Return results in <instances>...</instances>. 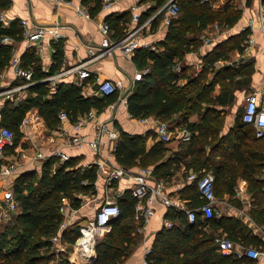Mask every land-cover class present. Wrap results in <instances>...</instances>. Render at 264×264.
Returning a JSON list of instances; mask_svg holds the SVG:
<instances>
[{
    "label": "trees",
    "instance_id": "1",
    "mask_svg": "<svg viewBox=\"0 0 264 264\" xmlns=\"http://www.w3.org/2000/svg\"><path fill=\"white\" fill-rule=\"evenodd\" d=\"M96 1L98 9L101 3L100 0ZM154 1L155 4L141 12V20L151 16L167 0ZM180 4L179 16L168 26L166 36L158 43L162 47L158 50L140 48L134 54L138 66L149 67V71L136 81L134 90L128 95V110L134 118L155 116L163 120L180 113L181 118L177 123H183L194 132L198 130V133L168 154L169 148L161 140L147 149L146 140L153 134L151 130L133 134L121 129L114 149L115 157L120 164L133 170L138 166H152L156 178L170 177L180 161L189 157L188 169L192 167L201 173L208 170L214 172L217 195L232 193L241 177L260 190L264 188V180L259 177L264 172V135L256 136L253 125L243 120L242 111L229 131L221 134L225 105L233 103V96L229 92L236 84L250 81L248 77L253 72V64L244 69L227 65L212 73L216 60L227 59L234 50L244 49L243 43L250 30L245 29L218 43L205 55L202 70L195 76H187V83H179L180 78L185 76L184 66L179 60L199 47L202 42L198 37L200 31L215 22L232 27L240 20L243 11L235 5L234 0H228L220 8L203 0H180ZM9 6V0H0L1 8ZM123 19V15L107 17L108 23L119 33ZM159 21L158 15L152 24L156 25ZM5 34L22 40L20 21L15 20L7 28L0 21V84L1 73L12 57V46L1 42ZM58 43L54 63L48 70H43L35 47L29 46L22 54V65L25 68L33 67L32 80H42L60 67L63 51ZM177 64L181 65L179 71L175 69ZM238 74L243 75L235 82ZM217 82H220V89L216 93ZM28 92L27 97L18 103L12 98L6 99L1 109L0 124L13 130L15 146L24 134L20 126L26 112L34 106L39 108L49 127H57L61 122L58 115L61 110H65L68 118L74 122L91 108L102 111L118 98L117 92L102 97L88 96L84 94L81 84L64 80L55 86H51L49 80L39 81L30 85ZM193 113L199 115V121L189 120ZM14 145L7 151L12 152ZM53 160L43 164L41 174L25 171L14 179V190L21 210L0 230V264H38L55 258L51 237L58 232L66 218L61 210L64 197L72 208H79L82 204L79 193L96 190V163L82 168L77 158L72 156L59 163L53 171ZM259 192H255L259 205L257 210L263 214L264 221V195ZM180 195L193 200L195 204L201 201L195 182L182 187ZM118 201L121 213L111 220L112 228L97 240L96 258L90 264H125L139 243L140 236L133 232L136 225L132 218L136 198L128 190ZM166 217L173 220V225L163 226L157 232L149 255L152 264H255V259L227 257L217 251L214 236L226 231L238 242L258 246V237L251 234L238 218L212 215L202 219L199 215L194 222H189L185 213L174 207H168ZM219 228L223 231H218ZM79 235L80 223L75 222L63 231L62 238L74 243ZM64 259L63 264H68L66 257Z\"/></svg>",
    "mask_w": 264,
    "mask_h": 264
},
{
    "label": "crops",
    "instance_id": "2",
    "mask_svg": "<svg viewBox=\"0 0 264 264\" xmlns=\"http://www.w3.org/2000/svg\"><path fill=\"white\" fill-rule=\"evenodd\" d=\"M9 1L10 6L4 9L6 10V18L8 19L10 24L15 20L19 21L21 17L26 16L43 23H53L55 22V20H57L63 26L61 28V39L58 43L63 51V60L60 64V67L55 72L67 67H71L79 61L86 60L90 56H92L90 53V48L93 47V49L95 50V47H98L101 44L103 38L101 24L104 22H109L107 21V17H109L110 15H123L125 17V19L121 20L120 22V26L122 27L120 33L110 25L111 38L119 39L125 36L128 25L133 23L132 5L134 3L139 2L140 4H142L140 12L147 9L148 6L156 3L154 0H117L109 8H104L101 4L100 8L97 9L96 0H88L87 2H85V0H70V2L62 0L59 5L56 4L55 0ZM236 1L238 0H234V2ZM243 1L244 8L242 7V11L244 12L242 14V17L238 21L239 28L237 30L231 33L228 32V30H224V32L220 31L218 30V23L215 22L209 24L206 28L200 31L199 37L202 43L197 49L187 52L186 55L181 60H179L181 61L180 64L184 66L185 73V76L180 78L179 83L185 84L189 81V77L187 76L191 77L198 74L203 68L205 55L210 52L218 43L224 41L234 34H238L241 31L245 30L243 29V26L248 25L250 18H253L255 20V25L259 24V5L261 1L256 0L255 4L251 3V5H247L245 0ZM227 2L228 0H225L221 6H225ZM213 7L220 8L218 6ZM80 8L87 9L88 14L80 12ZM211 29L217 31L218 34L221 33V35H219L218 38H216L215 36L211 37ZM247 29L250 30V35L252 29ZM167 30L168 26L164 24L160 18V21L156 23V25L151 24L140 34L139 40L142 42V47L140 48H149L146 45V43L148 42H155L158 44L159 41L166 36ZM203 36L211 37L210 42L212 43H207ZM255 36L257 39L256 44L250 47H246L247 37L243 43L244 49L242 51L236 49L231 53V56L229 58L218 59L214 62L213 65L214 72L212 73L215 74L217 70H219L220 68H224L227 65H231L234 68L244 69L245 66L248 68L249 64H253V72L248 77L250 81L248 83H243L242 85L236 84L235 87L230 90L231 92H229V94H232L233 96V102L239 101V103H242V105H244L245 103V95L250 91L258 90L259 88H261L264 81V39L259 30L255 31ZM16 40L17 42H19L18 47L23 54L26 50L25 48H28L29 46L26 47L24 42H21V40L18 39ZM158 45L159 48L162 47L160 44ZM35 51L43 70H48L54 63V52L52 51V48L48 44H44L43 50H36L35 47ZM136 51L133 53H126L123 50L116 49L108 55L97 57L95 60L91 61L88 64L92 72L89 77L81 80L78 78V75L75 72L71 71L61 77H58L57 80H49L50 85L55 86L57 82H60L62 80L66 82L73 81L78 84H80L81 82L84 94L88 96L102 97L103 94L97 92L96 90L98 81L103 78L122 80L125 86H130L133 83L136 84L137 74L142 69L138 66L133 58ZM242 75L238 74L235 77L234 81L236 82V79L241 77ZM20 82H22V79L15 76L14 70L9 63L1 73L0 90L18 84ZM219 89L220 82H217L215 92L217 93ZM26 91H28V88L26 90H21L20 92H15V95L18 93L19 95H22V93H24L25 95ZM1 98L2 96L0 97V100ZM115 101H117V103L114 108L108 105L102 111L97 110L96 117L88 120L81 129V132L89 136V138H94L97 136L99 123L105 122L108 123L109 127H112L118 132L121 129H124L125 131L136 134L145 133L151 130L153 134L149 135L146 140L147 149L151 148L157 141H159L156 135V125L154 121V119L156 118L155 116L147 117L145 121L140 120V118H132L130 116L128 107L125 106L124 103L119 101L118 98ZM27 114L32 117V122L24 133V143L23 145L19 144V146H16L17 148L13 150V154L17 155V152L21 148L24 149L26 152V157L23 160L24 164L22 169L20 170V172L14 175V178H16L22 172L31 170L41 174L43 164H45V162L47 161H50L52 158L54 159L51 165V169L53 171H55L59 163L69 160L72 156H75L77 158V161L79 165H82V168L89 167L90 164L96 163V160L101 155H103L104 157L109 156L110 164H120L117 161L114 153V149L116 147L118 139H110L106 134H104L101 137L102 141L100 142L98 149L93 148L89 143H86L82 147L75 144H68L61 136L57 134V132H55V130H57V128L60 127L59 125L62 124L61 127L63 126V128H66V130L70 134H75L76 131L70 118L61 121L57 127H49L44 117L40 114L39 108L37 106L30 108L26 112L25 116H27ZM236 117L234 119L231 118V114L229 113V105H225V124L224 127H222L221 134H225L229 131V129L234 125ZM180 118V113H175L171 119H168V121L177 123ZM189 120L197 122L200 120V117L197 113H193L190 115ZM194 133L197 134L198 130H196ZM186 142L187 140H182V136L176 133L170 141L166 142V146H168L169 148L168 154L179 149L182 146L181 144ZM30 149L32 152H30ZM59 150L64 152V155L68 156L65 158V160L63 158L64 155L57 154ZM27 151H29V154L27 153ZM39 152H42L44 156H38L37 153ZM188 161L189 157L181 160L179 163V167L170 177L156 178L155 176L157 180H163L165 189L172 196H177L178 194H180L182 187L190 184L187 178V174L193 168H187ZM101 177L103 176L98 174V177L96 179L97 184L95 183V191H91L89 193H79L82 196V204L79 208H72L69 204L68 199L64 197L63 204L67 207L65 213L66 218L64 220L66 221L67 226L65 228H59L57 233L58 235H60L59 242L61 243L62 249H65V247L68 248L67 253L64 255L68 264H90L96 258V250L92 253H87L83 247H80L78 245L77 239L74 243H70L69 241H66L62 238V233L69 225L75 222L80 223L81 232V228L90 223V221L93 219L95 207L98 202V197L100 200V195H102L104 188L103 180L101 186L99 183ZM259 177L260 179L264 180V172ZM132 182V178L125 176L117 180L114 183V186L118 188H126L127 185L131 184ZM2 183L3 180H0V186L2 185ZM255 192H259L264 195V188L256 190L254 186L249 185L248 180L245 177H241L235 185L232 193L225 192V194H223L222 196L218 195V200L216 202V209L218 210L217 217L234 216L238 218L243 222L245 228H247V230L250 231L251 234L258 237V245H264L263 214L261 215V213L257 210L259 208V205L255 198ZM168 207L169 206H165L160 201H157L155 203L154 214L150 219L145 232L147 234V241L150 242L151 245H153V241L156 237L157 232L163 226L169 227L166 224V221L168 219L166 217ZM132 218L133 224L135 221V225H137L133 215ZM135 227L136 226H134L133 228V232L137 233L135 232ZM111 228L112 225H108L98 230V233L93 238V242L95 243V245L97 240L100 239L103 234L106 231H109ZM207 229L211 230V228L209 227H207ZM219 230H222V228H219L218 231ZM137 234H139L140 236L139 243L128 256L125 264H144V256L146 250V245L143 240L144 234ZM41 263L53 264L44 262ZM255 264H264V257L256 260Z\"/></svg>",
    "mask_w": 264,
    "mask_h": 264
},
{
    "label": "built area",
    "instance_id": "3",
    "mask_svg": "<svg viewBox=\"0 0 264 264\" xmlns=\"http://www.w3.org/2000/svg\"><path fill=\"white\" fill-rule=\"evenodd\" d=\"M56 4L62 0H55ZM70 2V0H66ZM104 8L111 7L117 0H100ZM209 1L213 6H218L219 0H203ZM259 5V24L255 25V20L250 18L248 25H244L243 29L251 28V33L246 41V47H250L256 44L255 31L259 30L264 39V2L260 0ZM224 2V1H223ZM222 2V3H223ZM141 8L142 4L136 2L132 5V21L133 23L128 25L126 34L122 38L112 39L110 35V24L104 22L101 24V30L103 32L102 42L98 47L90 48V56L86 60L79 61L71 67L64 68L55 72L54 74L42 79L32 80L33 67L25 68L22 65V53L18 47L17 40L9 35L5 34L2 36L1 42L10 44L11 48V61L10 65L14 70L15 76L22 79V82L9 86L0 90V96L13 98L15 92L26 90L30 85L35 84L39 81L46 80H57L58 77L65 75L68 72H75L78 78L83 80L89 77L92 72L89 68V63L95 60L97 57H102L112 53L116 49L123 50L126 53L135 52L137 49L142 47V42L139 40L140 34L148 28L153 19L159 15L161 21L169 26L174 19H176L181 12L180 0H167L160 8H158L151 16L145 20H141ZM80 12L88 14L87 9L80 8ZM0 21L4 28L9 27L10 23L6 18V10L0 7ZM20 24L22 26V40L26 47L35 46L36 50H43L44 44H48L52 51L57 50L56 44L61 39V23L57 20L53 23H43L33 20L31 17H21ZM207 43L210 42L211 37L203 36ZM146 45L150 49L158 50L159 45L155 42H148ZM27 49V48H25ZM45 69V67H44ZM176 70H181V65L177 64ZM149 71V67L142 68L137 74V79H141L145 73ZM264 79V72H263ZM81 84V82H80ZM135 84L125 86L122 80L113 78H103L98 81L97 92L105 95L113 92L118 93V100L128 107V95L133 91ZM117 101H113L109 104L110 107L114 108ZM1 106V105H0ZM1 111V108H0ZM1 114V112H0ZM59 118L61 121L68 119V113L65 110L59 112ZM96 108H91L85 114L79 115L78 118L73 122L76 133L70 134L66 128L61 127L60 124L55 130L59 136H61L68 144H75L77 146H84L86 143L92 145L93 148L98 149L101 137L106 134L108 138L117 140L119 132L112 127H109L108 123L100 122L98 126L97 136L89 138L86 134L81 132V129L88 120L96 117ZM130 116L132 114L130 113ZM242 118L244 121L249 122L253 125L256 136L264 135V81L261 88L253 90L245 95V103L242 110ZM147 117H141L140 120L145 121ZM156 135L159 140L168 142L176 133L182 136V140H189L194 131L183 123H174L168 120L155 118ZM32 122V117L27 114L21 123V130L25 133L28 126ZM14 145V132L13 130L3 124H0V180H3L0 186V230L13 217L20 212L21 203L14 190V175L20 172L23 167V160L26 157L24 149H20L16 154L8 152L7 148ZM38 156H44L42 152L37 153ZM57 154L64 155V152L58 151ZM68 157L64 155L65 158ZM109 156L104 157L101 155L96 160L97 172L103 176V193L98 197V202L95 207L93 219L87 225L81 228L80 235L77 238V243L80 247H83L87 253L95 251V243L93 238L98 233L100 228L111 225V220L118 217L121 213V206L119 204V197L123 196L127 190H130L133 196L136 198L134 207V220H136L135 232L143 233V240L145 242V256L144 264H152L149 260V255L152 252V245L147 241L146 228L149 224L150 219L154 214V207L157 201L162 202L165 206L174 207L177 210L185 213L189 222H194L199 215L202 219L216 215L218 210L216 209V202L218 195L215 190V174L212 170L203 171L202 173L196 170H190L187 174L189 183L195 182L199 197L201 201L194 203L193 200L183 198L180 194L172 196L165 189L163 180H157L155 178L154 170L152 166H139L133 170L123 166L122 164H110ZM133 179V182L127 185L126 188H118L114 186V183L125 177ZM15 179V178H14ZM86 182V180H84ZM97 184V181H95ZM66 205H61V210L66 213ZM68 214V213H67ZM167 226H172L173 221L167 219ZM67 223L65 220L60 225V228H65ZM60 235L55 234L51 237V241L56 243ZM214 242L217 246V251L227 257L233 258H245L249 257L255 260H259L264 257V245H251L230 237L226 232H218L214 236ZM38 264H42L41 262Z\"/></svg>",
    "mask_w": 264,
    "mask_h": 264
},
{
    "label": "rangeland",
    "instance_id": "4",
    "mask_svg": "<svg viewBox=\"0 0 264 264\" xmlns=\"http://www.w3.org/2000/svg\"><path fill=\"white\" fill-rule=\"evenodd\" d=\"M223 1H225V0H219V3L216 2L215 4L216 5L219 4L218 7H220L223 4L222 3ZM255 2H256V0H253L252 3L255 4ZM235 5L238 8H241L242 9V7L244 8V1L243 0H238V1L235 2ZM221 7H223V6H221ZM215 8H217V7H215ZM243 12H242V14H243ZM238 26H239L238 25V22L234 26H232V27L222 26V25H220L218 23V27H219L218 30L223 31V32H224V30H228V32L231 33V32H234L235 30H237L239 28ZM217 34H218L217 31L212 30V32L210 33V36L211 37L215 36L216 38H218L219 35H221V33H219L218 35ZM226 35H228V34H226ZM198 37H199V35H198ZM199 39H200V37H199ZM28 94H29L28 91L25 92V95H24V93H22V95H19V93H18L16 95H14L12 99H13V101L15 103H18L19 101H21L24 98H26ZM5 100H6V98L2 96V98L0 100V105H1L0 108L1 109L4 106ZM232 104L233 105H229V113L231 114V118L234 119L237 116V114L239 112L241 113V111L243 110V105H242V103L240 104L239 101H237V102L234 101ZM224 124H225V122H223V127H224ZM24 136H25V134H22V136L18 139V142H17V145L16 146H19V144L23 145V143H24L23 142ZM25 143H26V141H25ZM16 146L14 145V149L13 150H15V148H17ZM12 152H14V151H12ZM30 152H32L31 149H30ZM27 153L29 154V151H27ZM102 180H103V177L100 178V181H99L100 186H101ZM52 250L56 253V257L53 258L52 260H49L48 262H44V263L63 264L64 262H63L62 259L65 258L64 255L67 253L68 248L65 247V249H62L61 243L58 240L56 243H54V245L52 247Z\"/></svg>",
    "mask_w": 264,
    "mask_h": 264
},
{
    "label": "water",
    "instance_id": "5",
    "mask_svg": "<svg viewBox=\"0 0 264 264\" xmlns=\"http://www.w3.org/2000/svg\"><path fill=\"white\" fill-rule=\"evenodd\" d=\"M252 1L253 0H245V2H246L247 5H251Z\"/></svg>",
    "mask_w": 264,
    "mask_h": 264
}]
</instances>
